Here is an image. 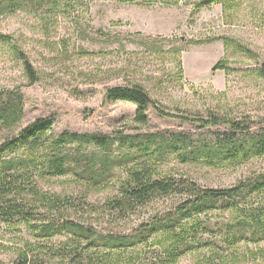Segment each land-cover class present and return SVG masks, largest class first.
I'll return each instance as SVG.
<instances>
[{"label":"rangeland","instance_id":"1","mask_svg":"<svg viewBox=\"0 0 264 264\" xmlns=\"http://www.w3.org/2000/svg\"><path fill=\"white\" fill-rule=\"evenodd\" d=\"M206 1L43 0L40 7L26 4L0 15V34L11 37L38 77L31 84L12 47L0 42V98L13 90L24 96L21 121L12 127L0 122V145L47 117L55 118L52 138L65 132L186 134L194 147L208 145L218 132L229 130L203 129L181 117L208 119L213 114L236 121L264 120V0L205 6ZM218 64L225 69L214 70ZM124 86L141 87L174 118L150 108L148 124H138L136 105L106 98L107 90ZM112 151V172L97 187L75 172L36 178L41 193L72 203L56 206L53 216L106 235H128L157 215L175 212L188 199L179 194L154 197L133 212L119 214L111 203L136 163L154 179L190 182L202 190L231 188L264 170V156L238 164L196 162L166 153L126 164L117 160L125 149L114 146ZM233 217L220 207L190 215L179 228L188 250L177 264H264V241L237 242L229 236L225 225ZM27 241L51 248L66 237L38 241L22 225L0 223V262L14 264ZM164 255L151 237L123 252L73 250L65 264H163Z\"/></svg>","mask_w":264,"mask_h":264},{"label":"trees","instance_id":"2","mask_svg":"<svg viewBox=\"0 0 264 264\" xmlns=\"http://www.w3.org/2000/svg\"><path fill=\"white\" fill-rule=\"evenodd\" d=\"M229 1L231 0H207L204 4L207 6L219 2L224 5ZM42 2L43 0H0V15L19 10L26 4L40 7ZM0 42L12 47L23 62L30 83L36 84L38 77L33 65L12 43L11 37L0 34ZM217 69H225V66L218 64L214 70ZM106 98L136 105L135 121L141 125L148 124L150 108L155 109L161 116L174 118L162 111L139 86L111 88L107 90ZM23 114L22 92H5L0 98V122L7 127L15 126L21 121ZM180 119L197 122L203 129L225 127L229 133L218 132L213 142L198 147H194L192 139L186 134L166 136L117 133L115 136H108L65 132L52 138L49 133L54 128L55 118L47 117L36 120L2 143L0 223L22 225L38 241L66 237V241L59 247L51 248L27 241L26 248L19 251L14 264H65L66 261H71L73 250L104 249L113 253L123 252L151 237H154L165 254L163 264H177L188 250V244L179 231L182 222L192 214H205L218 207L234 216L232 223L225 225L231 239L237 242L245 239L255 243L263 242L264 170L253 179L231 188L202 190L190 182L171 178L154 179L143 164L136 163L137 166L130 171L121 185L119 195L111 203L112 208L119 214L133 212L154 197L179 194L186 195L188 199L175 212L157 215L128 235H106L92 226L65 219L63 215L62 219L52 215L56 206L72 203L69 199L41 193L36 185V178L64 177L75 172L76 176L91 180L97 187L112 172L114 146L126 150L117 158L126 164L154 154L161 157L166 153L177 154L183 160L196 162L230 161L238 164L264 156V120L236 121L213 114L208 119ZM89 148L93 151L89 152ZM20 150L23 151L22 154H18ZM101 151L102 154L99 153ZM8 154H14V157H6ZM76 167L79 168L78 172Z\"/></svg>","mask_w":264,"mask_h":264}]
</instances>
